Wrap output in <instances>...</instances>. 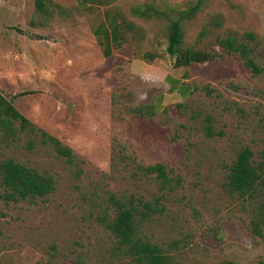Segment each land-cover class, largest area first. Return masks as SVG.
I'll list each match as a JSON object with an SVG mask.
<instances>
[{"label": "rangeland", "instance_id": "obj_1", "mask_svg": "<svg viewBox=\"0 0 264 264\" xmlns=\"http://www.w3.org/2000/svg\"><path fill=\"white\" fill-rule=\"evenodd\" d=\"M50 1L62 13L56 9L47 17L36 11L35 0H0V91L76 158L68 161L38 142L29 146L25 133L9 141L0 134V160L10 157L54 179L53 191L44 197L0 199V264H127L101 220L111 213L109 192L144 199L164 194L163 212L142 231L179 264L260 260L264 238L251 236L248 227L253 205L224 181L241 146L255 153L264 147V0ZM197 1L194 15L181 21L182 47L221 56L191 69L190 83L197 89L183 107L166 106L167 125L156 109L154 118L140 119L129 107L154 104L147 100L153 90L123 61L151 54L172 62L166 52L169 23ZM143 4L159 14H134ZM109 13L116 14L122 32L120 53L113 58L101 56L91 33V23ZM248 31L256 35L253 55L263 67L258 77L218 45L219 37ZM86 58L89 68L80 63ZM107 70L109 81H85L100 79ZM207 124L216 132L212 137L204 134ZM132 159L162 163L180 184L160 190Z\"/></svg>", "mask_w": 264, "mask_h": 264}, {"label": "trees", "instance_id": "obj_2", "mask_svg": "<svg viewBox=\"0 0 264 264\" xmlns=\"http://www.w3.org/2000/svg\"><path fill=\"white\" fill-rule=\"evenodd\" d=\"M87 4L102 5L105 0H83ZM200 1L186 10L178 11V18L171 20L168 29V44L166 52L173 58L172 66L188 65L192 61L204 62L221 54L209 52L205 49H193L182 47L184 30L181 21L190 18L199 8ZM37 12L50 17L57 9L62 13V9L50 0H35ZM133 13L146 16L149 13L159 14V10L148 4L137 6ZM211 22L218 25L217 18ZM119 33L118 43L122 41L121 26L118 21ZM256 35L253 32H243L241 34L232 33L226 37L218 38V45L226 54H236L244 66H246L253 77L263 74V67L253 55ZM156 57L151 54L145 56V61H153ZM192 86L185 95L183 101L176 103V107L184 106V99L196 90ZM23 94V93H21ZM113 97V95H112ZM129 113L136 114L143 118H154L157 114L153 103H145L129 107ZM167 107L160 111V123L167 125L169 118L166 116ZM206 116V121L210 118ZM183 125V124H182ZM204 134L212 137L216 132L210 124L204 125ZM25 133L30 138L29 146L36 142L49 145L58 155L64 156L68 161L76 158L72 149L64 145L58 138L52 136L42 128L32 123L27 117L18 111L11 100L7 99L0 91V134L4 141L17 140L19 134ZM222 134L221 131L218 132ZM171 141H175L177 136L171 133ZM134 168L144 176L152 178L159 186L160 190H172L180 184V177L174 175L171 168H167L162 163L141 164L132 159ZM225 187L231 192L238 193L247 203L252 204V213L248 227L251 236L264 238V147L255 153L249 145L241 146L235 153L227 167L224 181ZM54 189V179L51 175L42 173L34 167H29L23 163L7 157L0 160V199L4 201L17 202L20 200H34L41 198ZM164 194L153 195L151 199H144L143 196L117 195L109 192L107 201L111 207V213L101 217L106 229L115 238L114 248L118 255L126 259L127 264H179L171 259L168 253L158 243L152 241L142 231L145 222L156 214H161L164 210L162 203ZM108 207V208H109ZM254 264H264V256Z\"/></svg>", "mask_w": 264, "mask_h": 264}, {"label": "crops", "instance_id": "obj_3", "mask_svg": "<svg viewBox=\"0 0 264 264\" xmlns=\"http://www.w3.org/2000/svg\"><path fill=\"white\" fill-rule=\"evenodd\" d=\"M91 33L100 45L99 52L101 56L113 58L119 55L120 52L117 50L118 47L116 46L119 33L116 14L109 13L106 16L104 15L103 18L99 19L95 24L91 23ZM80 63L85 64V67L84 65L82 66L84 68L92 64L90 59L88 63L87 58ZM123 63H126L123 66H126V69H128L131 74L138 75L143 83L150 86L153 93L147 94V100L153 99L155 109L161 111L163 107L181 102L185 95L191 90V69L196 66L198 61H192L188 65L177 67L172 66L169 61L163 59H157L150 63L142 59L133 58L123 61ZM85 81H109V71L107 70L106 75L101 73L100 79H85ZM158 101L159 104L156 103ZM139 118L144 119L141 117Z\"/></svg>", "mask_w": 264, "mask_h": 264}]
</instances>
